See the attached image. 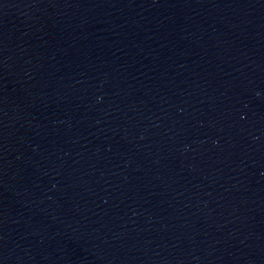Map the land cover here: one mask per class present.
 <instances>
[{"label": "water", "instance_id": "obj_1", "mask_svg": "<svg viewBox=\"0 0 264 264\" xmlns=\"http://www.w3.org/2000/svg\"><path fill=\"white\" fill-rule=\"evenodd\" d=\"M0 264H230L120 0H0Z\"/></svg>", "mask_w": 264, "mask_h": 264}]
</instances>
